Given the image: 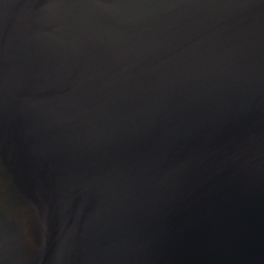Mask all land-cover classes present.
<instances>
[{"label":"water","instance_id":"obj_1","mask_svg":"<svg viewBox=\"0 0 264 264\" xmlns=\"http://www.w3.org/2000/svg\"><path fill=\"white\" fill-rule=\"evenodd\" d=\"M0 264H264V0H0Z\"/></svg>","mask_w":264,"mask_h":264}]
</instances>
